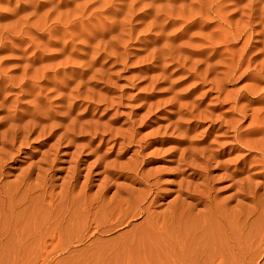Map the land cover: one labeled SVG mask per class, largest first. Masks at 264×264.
Instances as JSON below:
<instances>
[{"label": "rangeland", "instance_id": "1", "mask_svg": "<svg viewBox=\"0 0 264 264\" xmlns=\"http://www.w3.org/2000/svg\"><path fill=\"white\" fill-rule=\"evenodd\" d=\"M161 250L264 264V0H0V264Z\"/></svg>", "mask_w": 264, "mask_h": 264}, {"label": "bare ground", "instance_id": "2", "mask_svg": "<svg viewBox=\"0 0 264 264\" xmlns=\"http://www.w3.org/2000/svg\"><path fill=\"white\" fill-rule=\"evenodd\" d=\"M179 204H180V203H179ZM176 205H177V204H176ZM176 207H177V206H176ZM174 211H175V206H172V207L170 208V211L168 212L169 215H168L167 213H165L164 215H162V218H161V219L163 220V223L166 222V220H165L166 218H169L168 220L173 219V217H174ZM166 214H167V215H166ZM184 216H185V215H184ZM177 217H178V216H177ZM205 217H206V216H205ZM205 217H204V218H205ZM207 217H208V214H207ZM182 218H183V217H182ZM201 218H202V216H201ZM208 218H209V217H208ZM259 218H260V217H259ZM175 219H176V217H175ZM177 219L179 220V218H177ZM197 219H198V218H197ZM185 220H186V218H185ZM193 220H194V219H193ZM202 220H204V219L202 218ZM202 220H201V221H202ZM207 220H208V219H207ZM222 220H223V219H222ZM171 221H172V220H171ZM173 221H174V220H173ZM176 221H177V220H176ZM187 221H188V219H187ZM259 221H260V220H259ZM167 222H168V221H167ZM205 222H206V221H205ZM260 222H261V221H260ZM169 223H170V222H169ZM186 223H189V222H186ZM166 224H167V223H166ZM184 224H185V223H184ZM261 224H262V223H261ZM188 225H190V223H189ZM188 225H187V227H188ZM171 226H172V223H171ZM184 226H185V225H184ZM207 226H208V225H207ZM164 227H165V225H164ZM192 227H193V226H192ZM174 228H175V227H174ZM174 228L172 227V229H174ZM172 229H170V231H169V230H167V228L165 227V228H164V230H165L164 232H165V233H168L167 235L170 236V234L173 233V232H171ZM179 229H180V228H178V230H179ZM191 229H192V231H193V228H191ZM178 230H177V233H178ZM188 231H189V228H188ZM188 231H187V232H188ZM205 231H206V230H205ZM175 232H176V231H175ZM183 232H185V231L183 230ZM177 233H176V234H177ZM193 233H194V231H193ZM202 233H203V232H202ZM173 234H174V233H173ZM191 234H192V233H191ZM203 234H204V233H203ZM177 235H178V238H182V236H181L182 234L179 233V234H177ZM179 235H180L181 237H180ZM204 236H205V235H204ZM186 239H187V237H186ZM178 240H179V239H178ZM180 240H181V239H180ZM183 241H184V240H183Z\"/></svg>", "mask_w": 264, "mask_h": 264}, {"label": "crops", "instance_id": "3", "mask_svg": "<svg viewBox=\"0 0 264 264\" xmlns=\"http://www.w3.org/2000/svg\"><path fill=\"white\" fill-rule=\"evenodd\" d=\"M163 229H164V227H163ZM163 231H165V230H163ZM167 234H168V233H165V232H164V236H168ZM170 235H171V234H170ZM168 237L170 238V236H168ZM161 254H162V256H161V262H159V263H157V264H169V263H167L166 259L164 258V256H165V252H164V250H161ZM162 257H163V258H162ZM189 261H190V260H189ZM187 262H188V261H187ZM140 264H150V263H149L148 259L144 258Z\"/></svg>", "mask_w": 264, "mask_h": 264}]
</instances>
